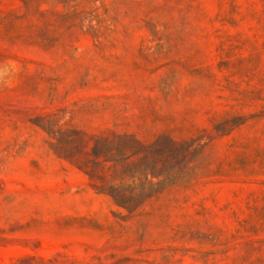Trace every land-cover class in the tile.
Masks as SVG:
<instances>
[{
  "label": "rangeland",
  "instance_id": "374dc122",
  "mask_svg": "<svg viewBox=\"0 0 264 264\" xmlns=\"http://www.w3.org/2000/svg\"><path fill=\"white\" fill-rule=\"evenodd\" d=\"M0 264H264V0H0Z\"/></svg>",
  "mask_w": 264,
  "mask_h": 264
}]
</instances>
